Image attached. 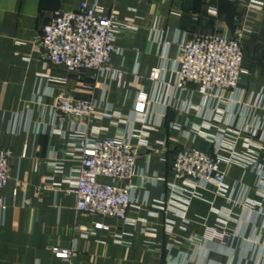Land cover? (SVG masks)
<instances>
[{
  "label": "crops",
  "instance_id": "1",
  "mask_svg": "<svg viewBox=\"0 0 264 264\" xmlns=\"http://www.w3.org/2000/svg\"><path fill=\"white\" fill-rule=\"evenodd\" d=\"M251 1L0 0V150L13 155L10 183L0 192V264H59L62 259L53 249H74L72 264H264L263 149L256 150L262 171L223 166L231 189L226 196L210 185L203 191L204 200H193L185 217L133 208L128 211L132 224L123 223L77 213L66 177L80 165L69 143L81 126L63 122L53 112L56 98L65 93L98 101L100 112L112 115L92 122L90 134L115 138L145 133L133 180L137 196L150 207L168 199L166 185L144 182L143 177L175 183L179 151H214L211 142L194 140L191 133L209 132L212 110H205L199 95L192 99L188 91L182 95L176 89L180 46L196 35L234 38L242 32L245 73L237 94L252 105L264 94V0L261 10L249 8ZM82 3L98 5L130 26L118 37L107 79L93 72L80 79L65 69L46 67L37 48L55 13L77 12ZM155 69L161 71L159 82L151 79ZM141 93L147 103L140 104L146 113L139 117L135 110ZM232 97L226 93L220 108L233 109ZM190 98L201 107L184 110ZM250 113L256 119L263 115L259 110ZM249 137H239L238 150ZM54 164H62L61 173ZM49 185L61 190L47 189ZM220 217L230 219L229 240L209 234L212 229L223 231ZM169 219L176 222L172 233L166 230ZM98 224L107 229H96Z\"/></svg>",
  "mask_w": 264,
  "mask_h": 264
},
{
  "label": "built area",
  "instance_id": "2",
  "mask_svg": "<svg viewBox=\"0 0 264 264\" xmlns=\"http://www.w3.org/2000/svg\"><path fill=\"white\" fill-rule=\"evenodd\" d=\"M262 6L261 0H252L248 7L261 10ZM129 29L130 26L120 23L114 13L106 14L98 5L82 3L77 12H56L54 21L44 27L37 48L46 67L65 69L80 79L88 72L107 79L110 75L108 64L116 52L118 37ZM243 39L242 32L234 38L196 35L180 46L176 89L182 95L188 91L192 99L199 95L205 110H212L211 123L206 126L209 132L193 129L191 133L195 134L192 136L194 140L202 137L211 142L214 151L212 154L189 148L179 151L173 165L175 183L165 184V179L159 177H143L144 182H153L156 186L166 185L170 190L168 199L156 201L151 207L139 200L138 188L133 184L138 176L139 145L146 143L143 139L145 133L135 132L129 137L115 138H102L98 131L90 134L88 128L92 122L112 117L108 112H100L101 103L79 100L65 93L56 98L53 107L55 115L63 122L81 126V130L71 137L69 143L80 165L73 168L69 177H66L72 184L68 192L76 197L77 213L131 224L128 211L133 208H152L155 212L153 214L175 211L174 215L185 217L193 200H204L203 191L210 185L217 188L220 196L229 194L231 189L226 182L223 166L238 165L262 171L256 150H264L261 144L264 141V94L259 95L252 105L244 103L243 94H237L245 73ZM121 77V74L116 73V78ZM151 79L156 82L161 80L160 69L152 72ZM189 86H193V89ZM228 92L233 93L229 103L234 105L229 111L220 108ZM142 103H147V97L141 93L135 110L139 117L146 113L139 110ZM200 107L190 98L183 109L188 111ZM249 109L259 110L263 115L256 119L251 113L247 115ZM244 134L250 137L245 139L241 150H238L239 137ZM256 138L261 143L253 140ZM134 139H139L140 143L135 145ZM12 158L10 150H0V192L10 183ZM54 167L58 173L62 172V164H54ZM46 188L61 190L60 185H49ZM251 204L248 207H254ZM229 222L230 219L220 217L218 227L223 231L212 229L209 231L210 236L217 240H229ZM175 224L173 219H169L166 230L172 233ZM96 229L107 227L98 224ZM53 252L62 259L59 264H72L74 249H53Z\"/></svg>",
  "mask_w": 264,
  "mask_h": 264
}]
</instances>
